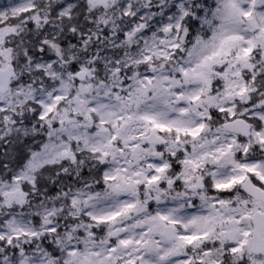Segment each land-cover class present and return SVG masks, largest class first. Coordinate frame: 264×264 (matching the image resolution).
<instances>
[{
	"label": "snow or ice",
	"instance_id": "snow-or-ice-1",
	"mask_svg": "<svg viewBox=\"0 0 264 264\" xmlns=\"http://www.w3.org/2000/svg\"><path fill=\"white\" fill-rule=\"evenodd\" d=\"M0 264H264V0L0 3Z\"/></svg>",
	"mask_w": 264,
	"mask_h": 264
},
{
	"label": "rangeland",
	"instance_id": "rangeland-1",
	"mask_svg": "<svg viewBox=\"0 0 264 264\" xmlns=\"http://www.w3.org/2000/svg\"><path fill=\"white\" fill-rule=\"evenodd\" d=\"M3 2H5V0H0V3H3Z\"/></svg>",
	"mask_w": 264,
	"mask_h": 264
}]
</instances>
